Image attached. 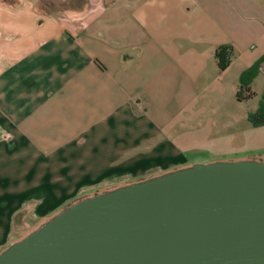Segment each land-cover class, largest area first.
<instances>
[{
  "label": "crops",
  "instance_id": "1",
  "mask_svg": "<svg viewBox=\"0 0 264 264\" xmlns=\"http://www.w3.org/2000/svg\"><path fill=\"white\" fill-rule=\"evenodd\" d=\"M38 2L0 0V252L80 194L191 154L264 160V124L249 119L264 74L235 97L264 56V0ZM257 94L224 111L235 133L211 137L210 110Z\"/></svg>",
  "mask_w": 264,
  "mask_h": 264
},
{
  "label": "water",
  "instance_id": "2",
  "mask_svg": "<svg viewBox=\"0 0 264 264\" xmlns=\"http://www.w3.org/2000/svg\"><path fill=\"white\" fill-rule=\"evenodd\" d=\"M0 264H264V160L194 163L86 197Z\"/></svg>",
  "mask_w": 264,
  "mask_h": 264
},
{
  "label": "rangeland",
  "instance_id": "3",
  "mask_svg": "<svg viewBox=\"0 0 264 264\" xmlns=\"http://www.w3.org/2000/svg\"><path fill=\"white\" fill-rule=\"evenodd\" d=\"M75 1L76 0H39L37 5L39 7H44V8L49 7V9H51V8L55 9V8H58V7H61L62 9H66V8H69V7L72 8L74 6V4H76V3H74ZM109 2H110V0H105L106 4H108ZM76 5L79 6L80 3L78 2ZM61 8H59V9H61ZM260 83H261V80H258L257 81V88H256L257 93L260 92V88L258 87ZM258 99H259V95L257 94V96L252 101H248V102H245V103H238L232 97L230 99V102H228L230 104L226 105L225 109L222 108L223 111L221 113H224V114H222V122L220 121L221 113H216L215 114L214 111L213 112L211 110L209 111L211 113V114H209V117H210L209 119L210 120H207V121H210V122H206L205 129L209 131L211 137L216 136L217 138L223 137L222 139H227L230 136V134L235 133V131H236L235 129L236 128L234 126H230V122H229L230 121V117H229L230 114L225 113L226 110L228 111V110H231L234 107L240 106L239 108H241V109H239V112L240 113H243V112L245 113L246 111L250 110L252 105L256 104ZM223 121H227V122H223ZM226 136H228V137L226 138ZM217 138H215V140ZM188 157H189L188 158L189 159L188 163H192V165H193L195 162L196 163H204V164H206V163L215 162V161H222V160H225V159H227V160L235 159L236 157H239V156H234V155L233 156L232 155H228V156H226V155L211 156V155H207L206 153L205 154L204 153H199V154H193V155L191 154ZM144 179H148V178H140V179H137V180L126 179V180L114 181V182L110 183L106 188H104V189H106L104 191L111 190V189L117 188V187L125 185V184L138 182V181H141V180H144ZM94 188L98 189L97 187H93L92 189H94ZM104 191L99 190V191H96V192H91L89 194H80L75 199H73L70 202V204H73V203H75V202H77V201H79V200H81L83 198L93 196V195H95L97 193H102ZM70 204H67V205H70ZM60 210H57L56 213H58ZM55 214H53V215H55ZM49 218H47L46 220H48ZM38 226L39 225H35L34 223H30L29 231H32L33 229H35ZM27 233L22 234V236H20V237L23 238ZM21 238H19V239H21Z\"/></svg>",
  "mask_w": 264,
  "mask_h": 264
},
{
  "label": "trees",
  "instance_id": "4",
  "mask_svg": "<svg viewBox=\"0 0 264 264\" xmlns=\"http://www.w3.org/2000/svg\"><path fill=\"white\" fill-rule=\"evenodd\" d=\"M225 55V50L223 48L216 52L220 69H223L226 66ZM258 73L264 74V56H262L253 66L242 73L240 88L236 92L235 96L238 101L248 100L254 95L247 85ZM249 119L253 121L254 125L264 124V90L257 110L254 114L249 115Z\"/></svg>",
  "mask_w": 264,
  "mask_h": 264
}]
</instances>
